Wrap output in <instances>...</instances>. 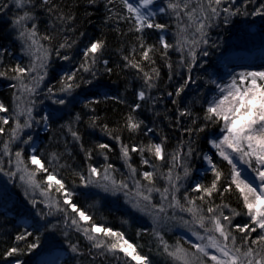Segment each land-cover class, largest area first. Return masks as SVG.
<instances>
[{"label":"snow or ice","instance_id":"6c2138e0","mask_svg":"<svg viewBox=\"0 0 264 264\" xmlns=\"http://www.w3.org/2000/svg\"><path fill=\"white\" fill-rule=\"evenodd\" d=\"M237 18L264 39V0H0V264H264V62L210 59Z\"/></svg>","mask_w":264,"mask_h":264},{"label":"trees","instance_id":"16d2710c","mask_svg":"<svg viewBox=\"0 0 264 264\" xmlns=\"http://www.w3.org/2000/svg\"><path fill=\"white\" fill-rule=\"evenodd\" d=\"M69 2H71V0H69ZM77 11L79 12L80 17H82L83 9L81 8V9H78ZM93 19L96 23H98L100 17L95 16ZM89 31H90V34L95 35V36H99L101 34L100 29L96 27L95 24L89 25ZM105 34L107 35V39H108V49L105 53V56L112 62L114 66V64L119 60V56L117 53H118L120 44L116 38L115 33L107 31ZM221 35L224 38L223 46L220 49H214L213 50L214 54L210 58L217 68H218L217 61L221 55L228 52L232 48H236L242 51L247 50L249 48V45H248L249 41L247 42V39H248L247 36L256 35V37H258L259 35H261L260 20L259 18H256L255 23H253L251 19H249L248 21H245L242 18H237L232 23V25L229 27V30L227 32H222ZM151 39L154 40L155 36L153 35ZM255 41L253 40L254 43ZM0 45H7L9 47L14 48L16 50L17 56L19 55L18 48H16V46L14 45L12 37L8 31L6 20H0ZM66 67L67 65L64 64V62L58 61L52 66L51 73L52 75L55 76L57 73H62L63 69ZM166 73H167V70L162 69V76L164 77L165 80H166ZM130 78L131 77L129 76V79ZM113 79H115V77ZM52 82L54 83L55 80H53ZM104 83L108 85V87L105 89L106 91H110L111 93H116L118 91H121V92L123 91L125 80L121 79L119 80L118 83H112L108 80H105ZM136 83L138 84V82ZM8 84H9L8 81L0 79V100H4L5 102H8L9 100L10 89L8 88ZM162 84H163V81H162ZM128 98L131 99V91H129L128 93ZM125 111L126 109L123 106L114 105L113 102L109 101L107 105L101 106L100 115L102 117H106L110 125H114L115 122L121 120L122 113ZM144 119L151 120L152 117L150 113H144ZM161 127H163L164 132L169 136L168 148L169 150H171L172 148L176 146L178 133L168 128L166 124H162ZM41 135L43 136L44 133H41ZM125 137H127V134H125ZM155 139L158 140L159 137L156 136ZM104 140H106V137L102 136L99 130H96V131L89 130L87 133H85V143L86 144H89L95 141H104ZM107 142L112 143L111 141H107ZM204 146L205 145L203 144V142H201V147H204ZM117 151H118V148H117ZM112 162L116 164L118 167L120 166V162L116 159L114 154L112 155ZM193 167L199 168L200 167L199 161L195 162ZM20 199H22V196L20 197ZM104 215L115 226L117 227L120 226V211L119 210L115 208H112V209L105 208ZM5 228L8 231H11L10 224H5ZM130 235H133V236L135 235V227H133V229L130 231ZM148 239H149L148 237H144V239L141 242L142 243L146 242ZM5 246H6V243H5V238H4V232L3 230H0V252L3 251ZM26 259H29V258H26Z\"/></svg>","mask_w":264,"mask_h":264},{"label":"rangeland","instance_id":"374dc122","mask_svg":"<svg viewBox=\"0 0 264 264\" xmlns=\"http://www.w3.org/2000/svg\"><path fill=\"white\" fill-rule=\"evenodd\" d=\"M247 38V42L249 41V48L247 50L242 51L232 48L218 58L217 64L221 72L224 71L225 64L235 66L237 63L243 62L259 66L264 62V39L261 38V35L258 37L256 35H248ZM253 40H256L255 43ZM0 182H3L2 177H0Z\"/></svg>","mask_w":264,"mask_h":264}]
</instances>
